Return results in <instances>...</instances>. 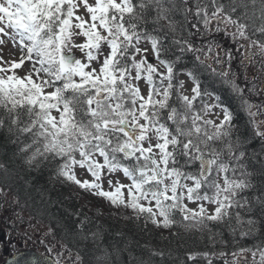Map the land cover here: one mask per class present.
I'll list each match as a JSON object with an SVG mask.
<instances>
[{
	"label": "snow or ice",
	"instance_id": "snow-or-ice-1",
	"mask_svg": "<svg viewBox=\"0 0 264 264\" xmlns=\"http://www.w3.org/2000/svg\"><path fill=\"white\" fill-rule=\"evenodd\" d=\"M57 183L199 233L169 264H264V0H0V209L47 218L46 254L11 264H165L62 211Z\"/></svg>",
	"mask_w": 264,
	"mask_h": 264
},
{
	"label": "trees",
	"instance_id": "trees-1",
	"mask_svg": "<svg viewBox=\"0 0 264 264\" xmlns=\"http://www.w3.org/2000/svg\"><path fill=\"white\" fill-rule=\"evenodd\" d=\"M210 90H212L211 87ZM222 99L226 104L231 103L227 93L222 95ZM245 119H247V117L241 113L236 122L242 124ZM256 146L257 145H253V147ZM45 179H47V175ZM40 183L43 184L44 180H41ZM46 186L50 187L51 196L54 200H61L64 202V209H62V211L66 210L68 213L81 212L83 215L89 217L94 225L100 227L103 231L105 242L132 243L135 255L142 256L144 259H147L148 252L146 249L138 247V245H148L150 248L165 252V264H169L167 253L170 250L173 251L174 255L176 253L183 255L185 251L204 250L202 246L194 243L195 238L200 235L199 233H188L178 228H173L169 231L156 228L151 224L148 225L145 231L143 230L142 222L137 223L129 218L132 216L130 211L117 213L115 209L109 207L107 201L99 197H94L90 193H85L75 185L61 187L60 184L57 183L54 187L51 185ZM32 195L36 199H39V196L35 192H32ZM24 198V194L21 193V199L23 200ZM2 202L3 198L0 197V203ZM24 215L25 221L27 222V213ZM5 216L8 217L7 221ZM37 219L42 220L41 225L38 226L40 231L28 229L25 225H14L12 209H0V228L6 231L10 241L16 240L19 243L38 248L45 253V245H41L40 240L42 239L41 232L47 224V218L37 217ZM32 223L35 224L36 221L33 220ZM174 232L178 233V235L173 236ZM25 233H27V236ZM28 237H31V239H28ZM182 244L184 247H179ZM124 259H127V254H125ZM152 260L154 264H160V257H153Z\"/></svg>",
	"mask_w": 264,
	"mask_h": 264
},
{
	"label": "flooded vegetation",
	"instance_id": "flooded-vegetation-1",
	"mask_svg": "<svg viewBox=\"0 0 264 264\" xmlns=\"http://www.w3.org/2000/svg\"><path fill=\"white\" fill-rule=\"evenodd\" d=\"M6 221L8 217L5 216ZM0 232L5 236L3 240H0V264H3L6 259L13 253L19 252L21 250L31 249L27 244L18 243V246H14V241L8 239L7 233L3 228H0ZM12 247H14L12 249Z\"/></svg>",
	"mask_w": 264,
	"mask_h": 264
},
{
	"label": "water",
	"instance_id": "water-1",
	"mask_svg": "<svg viewBox=\"0 0 264 264\" xmlns=\"http://www.w3.org/2000/svg\"><path fill=\"white\" fill-rule=\"evenodd\" d=\"M3 235H2V232H0V240H3ZM24 253L25 254V256H28V255H31V256H37V257H39V256H41L42 255V253L41 252H39V251H36V250H32V249H29V250H23V251H20V252H18V253ZM14 255V254H13ZM13 255H10L7 259H6V261L3 263V264H11V261H12V258H13Z\"/></svg>",
	"mask_w": 264,
	"mask_h": 264
},
{
	"label": "rangeland",
	"instance_id": "rangeland-1",
	"mask_svg": "<svg viewBox=\"0 0 264 264\" xmlns=\"http://www.w3.org/2000/svg\"><path fill=\"white\" fill-rule=\"evenodd\" d=\"M9 46H11V45H9ZM6 51V50H5ZM105 188L107 189V185H105ZM190 206H192V207H195V205H190ZM16 241V240H15ZM17 242V241H16ZM14 248V247H13Z\"/></svg>",
	"mask_w": 264,
	"mask_h": 264
}]
</instances>
